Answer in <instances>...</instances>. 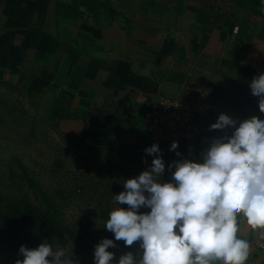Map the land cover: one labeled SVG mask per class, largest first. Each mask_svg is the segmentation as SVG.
Masks as SVG:
<instances>
[{
    "label": "crops",
    "instance_id": "obj_1",
    "mask_svg": "<svg viewBox=\"0 0 264 264\" xmlns=\"http://www.w3.org/2000/svg\"><path fill=\"white\" fill-rule=\"evenodd\" d=\"M0 72V93L25 92L36 111L62 95L103 107L134 149L162 91L189 98L198 123L196 110L211 124L259 119L249 85L264 75V0H0ZM239 235L246 264H264L259 233L242 223Z\"/></svg>",
    "mask_w": 264,
    "mask_h": 264
},
{
    "label": "clouds",
    "instance_id": "obj_2",
    "mask_svg": "<svg viewBox=\"0 0 264 264\" xmlns=\"http://www.w3.org/2000/svg\"><path fill=\"white\" fill-rule=\"evenodd\" d=\"M249 94L262 118L238 122L220 113L209 131L221 135L208 138L199 161L184 158L173 141L169 150L180 159L167 164L168 181L159 145L145 149L151 165L114 195L117 206L104 225L114 239L95 245L93 264H113L109 249L121 240L125 247L139 242V249L116 264H246L251 243L239 235L241 224L264 237V75L252 80ZM18 254L15 264H74L48 241L21 245Z\"/></svg>",
    "mask_w": 264,
    "mask_h": 264
},
{
    "label": "rangeland",
    "instance_id": "obj_3",
    "mask_svg": "<svg viewBox=\"0 0 264 264\" xmlns=\"http://www.w3.org/2000/svg\"><path fill=\"white\" fill-rule=\"evenodd\" d=\"M50 108L44 105L36 111L33 100L25 92L0 93V195H20L23 191L44 207L49 204L47 196L51 203L54 201L60 206L65 225L93 223L99 231L107 230L104 212L117 206L114 195L125 191L123 180L138 176L151 165L154 157L145 154L150 144L143 140L135 150L126 153L94 149L79 140L80 120L67 113L55 115ZM196 114L201 125L211 124L205 113L196 110ZM112 122L109 120L106 124L110 131ZM208 134L178 147L177 151L184 158L199 161L208 138L221 135L219 131ZM161 153L166 165L164 180L168 181L167 164L180 157L170 150H161ZM121 207L129 206L122 204ZM148 211L141 209V212ZM114 242L117 247L113 251L118 259L133 251L131 246Z\"/></svg>",
    "mask_w": 264,
    "mask_h": 264
},
{
    "label": "trees",
    "instance_id": "obj_4",
    "mask_svg": "<svg viewBox=\"0 0 264 264\" xmlns=\"http://www.w3.org/2000/svg\"><path fill=\"white\" fill-rule=\"evenodd\" d=\"M1 77L2 73L0 72ZM40 91L45 92V89H38L36 92ZM34 94L35 88L32 87L29 95L34 96ZM58 106L63 109H57ZM72 106L71 101L62 95L57 98L55 107L53 105L50 110L55 115L70 114L71 118L82 122L78 137L83 145L100 151L112 150L113 152L126 153L135 150L121 143L117 126L113 127L114 130L111 129V131L107 128L106 124L114 116L113 113L106 112L101 109L102 107L92 106L91 108V106L79 105L72 110ZM112 135H115L113 139H111ZM207 135L209 134L205 133L202 136ZM38 189L42 190L40 186ZM42 194L44 195V193ZM45 198L49 201L46 207L36 204L23 191L20 195H0V264H15L17 259L22 260L23 257L18 254L21 245L33 249L44 241L53 243L54 247L57 245L63 247L66 251L65 254L73 258L74 264H93L95 245L103 238L114 239V234L110 230L99 231L93 223L65 225L60 215V206L58 207L54 201L51 203L47 196ZM55 206L57 207L55 208ZM109 212H104L105 220L109 218ZM119 243L124 244V241L121 240ZM135 243L137 245H134ZM134 244L131 248L135 255L139 249V242H134ZM113 250V248L109 249L114 252Z\"/></svg>",
    "mask_w": 264,
    "mask_h": 264
},
{
    "label": "built area",
    "instance_id": "obj_5",
    "mask_svg": "<svg viewBox=\"0 0 264 264\" xmlns=\"http://www.w3.org/2000/svg\"><path fill=\"white\" fill-rule=\"evenodd\" d=\"M193 105L194 103L187 97L180 96L176 100H171L163 94L147 102L144 111V130L150 146L157 143L161 150L167 151L173 141H177L178 147H181L208 133V126L194 120ZM258 247L264 251V237H261Z\"/></svg>",
    "mask_w": 264,
    "mask_h": 264
},
{
    "label": "water",
    "instance_id": "obj_6",
    "mask_svg": "<svg viewBox=\"0 0 264 264\" xmlns=\"http://www.w3.org/2000/svg\"><path fill=\"white\" fill-rule=\"evenodd\" d=\"M135 72L142 76H148L150 72V68L148 65L135 64ZM162 93L163 95L167 96L171 100H176L178 97V95H176L177 93L168 94L167 92H164V91H162Z\"/></svg>",
    "mask_w": 264,
    "mask_h": 264
}]
</instances>
